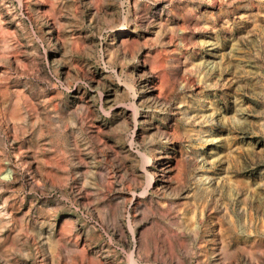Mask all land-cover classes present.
<instances>
[{
  "label": "rangeland",
  "instance_id": "374dc122",
  "mask_svg": "<svg viewBox=\"0 0 264 264\" xmlns=\"http://www.w3.org/2000/svg\"><path fill=\"white\" fill-rule=\"evenodd\" d=\"M0 264H264V0H0Z\"/></svg>",
  "mask_w": 264,
  "mask_h": 264
},
{
  "label": "bare ground",
  "instance_id": "6f19581e",
  "mask_svg": "<svg viewBox=\"0 0 264 264\" xmlns=\"http://www.w3.org/2000/svg\"><path fill=\"white\" fill-rule=\"evenodd\" d=\"M117 19V18H116ZM141 22V21H140ZM31 25V24H30ZM2 27V26H1ZM122 31L124 30V28H122L121 29ZM204 41V40H203ZM117 42V40L115 39L114 41H113V43H116ZM121 44V43H120ZM78 48V47H77ZM105 48V47H104ZM116 71V70H115ZM15 73V72H14ZM75 75V74H74ZM143 76V75H142ZM70 78V77H69ZM140 84V83H139ZM150 85V84H149ZM74 86V85H73ZM88 88V87H87ZM93 89V88H92ZM75 93V92H74ZM105 99V98H104ZM106 100V99H105ZM139 113V112H138ZM96 131V130H95ZM176 138V137H175ZM101 156V155H100ZM188 157V156H187ZM125 164V163H124ZM110 173V172H109ZM151 177V176H150ZM117 178V177H116ZM148 185V184H147ZM3 186V185H2ZM149 186V185H148ZM147 187V186H146ZM143 188V187H142ZM175 191V190H174ZM159 195V194H158ZM254 202V201H253ZM246 207V206H245ZM125 216V215H124ZM78 223V222H77ZM108 223V222H107ZM116 224V223H115ZM146 225V224H145ZM157 233V232H156ZM153 237V236H152ZM108 238V237H107ZM146 240V239H145ZM81 246V245H80ZM145 246V245H144ZM144 250V249H143ZM183 254V253H182ZM211 255V254H210ZM153 256H154V254H153ZM201 258V257H200ZM203 259V258H202Z\"/></svg>",
  "mask_w": 264,
  "mask_h": 264
}]
</instances>
